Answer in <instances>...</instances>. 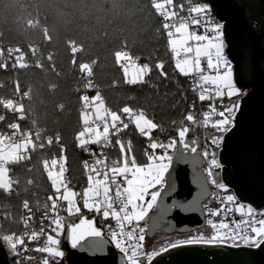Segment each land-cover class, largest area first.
Here are the masks:
<instances>
[{
	"label": "trees",
	"instance_id": "trees-1",
	"mask_svg": "<svg viewBox=\"0 0 264 264\" xmlns=\"http://www.w3.org/2000/svg\"><path fill=\"white\" fill-rule=\"evenodd\" d=\"M192 1L207 4L205 0ZM158 2L0 0V40L25 49L16 71L0 73V129L17 123L19 136L33 139L29 160L16 164L9 174L13 193L6 195L0 187V216L12 217L0 225L2 242L7 233L18 228L24 204L37 207L53 193L44 162L58 154L60 147L65 150L67 175L77 183L76 189H81L77 178L84 158L78 146L84 126V88L79 76L82 65L93 72L91 94L100 92L117 117L125 120L126 110L145 116L160 126L152 132L154 140L166 143L176 136L179 122L192 111V92L186 77L174 65L170 28L156 7ZM72 43L81 50L72 52ZM31 45H38L39 50L29 53ZM122 50L147 68L143 82L126 80L121 70ZM2 98L13 105L4 107ZM133 128L134 145L126 150L143 164L146 139L130 124L129 130ZM198 134L194 131L191 137ZM61 204V214L66 216L67 204ZM96 220L101 228L100 219ZM162 236L164 241L183 237ZM8 257L9 264H34L24 257L9 253Z\"/></svg>",
	"mask_w": 264,
	"mask_h": 264
},
{
	"label": "snow or ice",
	"instance_id": "snow-or-ice-1",
	"mask_svg": "<svg viewBox=\"0 0 264 264\" xmlns=\"http://www.w3.org/2000/svg\"><path fill=\"white\" fill-rule=\"evenodd\" d=\"M210 12L207 4L190 5L183 28L178 30L176 44L177 69L181 75L193 78V90L198 93L199 101L209 102L207 110L199 118L195 111L188 112L179 122L176 136L166 143L152 139V132L160 126L150 122L142 130L151 149L145 153V163L138 164L135 158L129 161L125 155L101 183L66 201L67 216L80 218L78 223H73L64 215L57 221L55 238L49 241L45 251L47 264H59L66 256L60 247V237L65 235L71 249L93 256L106 255V246H114L120 254L119 264H151L158 255L186 246L258 249L264 245V211L238 203L234 194L219 195L220 191L227 192V187L218 179L216 170L222 165L216 149L221 148L224 136L235 127L240 100L232 98L246 93L237 87L234 64L226 54L224 23L214 22ZM225 97L229 103H224ZM196 128L205 129L203 143L199 137L189 139V133ZM209 128L213 132L209 133ZM175 162L192 166L193 182L200 191L188 203L173 200L165 206L162 194L171 195L176 191L170 172ZM209 185L217 192H211ZM206 196L218 200L221 206L211 208L201 204ZM81 203L84 210L101 217L100 223L106 232L96 226L95 219L82 213ZM174 209L206 213L209 218L204 225L192 229L186 238L169 240L158 249L146 252L148 220L154 219L149 213L158 210L162 220L165 212ZM204 228L210 231L206 233Z\"/></svg>",
	"mask_w": 264,
	"mask_h": 264
},
{
	"label": "water",
	"instance_id": "water-1",
	"mask_svg": "<svg viewBox=\"0 0 264 264\" xmlns=\"http://www.w3.org/2000/svg\"><path fill=\"white\" fill-rule=\"evenodd\" d=\"M214 16L225 22L226 54L234 64L237 87L247 90L240 99L235 127L224 136L220 149L223 183L238 199L256 209L264 208V0H208ZM189 133V139L191 137ZM176 191L163 195L165 206L173 200L188 203L200 191L193 182V169L188 163L175 162L170 169ZM211 191V186L209 185ZM208 196L201 199V204ZM89 219L94 216L84 214ZM148 220L147 239L157 235L188 234L205 224L200 212L174 209L159 219L153 210ZM80 218V217H79ZM79 218L73 223H78ZM170 225L174 227H170ZM96 226L97 220H96ZM107 239L105 236L102 237ZM66 256L63 264H119V253L112 245L106 255H89L71 249L63 237ZM0 264H9L6 248L0 240ZM151 264H264V245L258 249L213 246H186L158 255Z\"/></svg>",
	"mask_w": 264,
	"mask_h": 264
},
{
	"label": "built area",
	"instance_id": "built-area-1",
	"mask_svg": "<svg viewBox=\"0 0 264 264\" xmlns=\"http://www.w3.org/2000/svg\"><path fill=\"white\" fill-rule=\"evenodd\" d=\"M205 1H207V5H209L208 0ZM159 2L163 3L159 8L160 14L167 22L171 33H173L175 28L178 26L184 25L187 16V9L190 5L204 4L202 2L193 3L192 0H159ZM210 16L214 22H223L225 28V22L219 21L214 16L212 10L210 12ZM30 24L33 25L32 22H30ZM43 30L46 31V28ZM38 50V45H31L27 49V51L32 54L36 53ZM71 50L72 52L76 53L80 51L81 48L72 43ZM24 51L25 49L20 46L9 45L0 40V73L6 69L16 71L18 66L22 63ZM120 58L121 70L124 73L128 72L134 64H140L135 61L130 53L126 50H122L120 52ZM79 76L84 88V94L82 97L84 112L91 114L90 119L84 123L83 129L78 136V146L84 155V158L80 163L81 175L77 178L81 185V189L78 191L84 192L89 190L90 186L95 187L96 184L101 183L104 178L112 172L113 168L123 160V149L133 147L134 138L132 133L134 132V128L130 131V124H133L135 127L137 135L146 139V152H150L151 149L147 147L149 143L148 138L144 137L142 131L138 130L134 124L135 114H133V112L129 111V113H126V119L123 120L121 117H117L113 113L112 109L105 103L100 92H96L94 95L91 94L94 88L92 70L88 66L82 65L80 67ZM186 79L190 84L192 92V101L189 107L192 111H195L197 117L199 118L200 114L207 110V105L209 102L199 101L198 93L193 90V78L189 76L186 77ZM0 87H2L1 83ZM1 102L4 107H11L13 105L5 98H2ZM219 103L220 102L217 101L218 107ZM224 103H229L227 97H225ZM0 123H2V119H0ZM18 131L19 126L17 123H10L6 129H0V151L3 149L7 150L14 144H21L22 142L29 143L26 151H19V156L16 160L7 162L8 176L13 172V167L16 164L24 163L29 160V149L33 146L32 137H20ZM207 131L209 133L213 132V130L210 128L207 129ZM204 132L205 129L198 128V137L202 143L204 140ZM59 149L60 152L58 154L44 162V167L47 162L57 159L59 164L56 166L55 170L59 175L63 172L62 176L60 177L63 187L77 190V183L67 175L65 150L63 147H60ZM220 149L221 148L216 149V151L218 153V160L222 165L220 161ZM203 167H206V165ZM222 169L223 165L221 169L216 170L219 173L218 179L221 182H223ZM9 182L10 186L3 188L6 195H11L13 193V180L11 182L10 177ZM211 192H217V190L211 186ZM228 194H234L231 193V190L228 187L227 192H219L220 196H225ZM51 196H54V200L51 199ZM63 202L64 201L62 200L55 199V194L53 191V193L46 195L37 207H33L28 204H24L22 206L21 215L17 222L18 228L7 233L4 238L12 248V255L16 257L27 258L33 261L34 264H47L48 258L45 255V251L48 248L49 241L55 238L54 235L57 232V221L63 217L61 214L63 209L61 203ZM237 202L250 205L249 203L243 202L238 198ZM202 204H207L208 207L211 208H219L221 206L218 200L209 196ZM256 210L264 211V208ZM89 215L101 220V217L95 213ZM207 218L209 217L205 213V221ZM7 219L12 220V217L1 215L0 225ZM215 219L218 220L219 217H216ZM236 219H239V216H236ZM106 223L114 224L112 221H107ZM101 228L106 232V230L103 229V225ZM203 230L207 233L210 231V228H204ZM191 234L192 232L183 234V237L178 239H184ZM63 237L64 236L60 237L61 244L63 243ZM105 237L108 238L107 236ZM167 242L168 241H165V243ZM2 243L6 248L4 241ZM144 245L146 252L152 250L148 246L147 237L145 239ZM113 248L115 249L114 246ZM115 250L118 252L117 249ZM7 253H9L8 250Z\"/></svg>",
	"mask_w": 264,
	"mask_h": 264
},
{
	"label": "rangeland",
	"instance_id": "rangeland-1",
	"mask_svg": "<svg viewBox=\"0 0 264 264\" xmlns=\"http://www.w3.org/2000/svg\"><path fill=\"white\" fill-rule=\"evenodd\" d=\"M162 4L163 3L159 2L156 4V7L159 9ZM182 28H183V25H180L177 28H175L173 33H171V32L169 33V43H170V46L172 49L174 65H175L176 69H177V58H176L177 33H178V30H182ZM146 73H147V68H145L141 64H134L129 69V71L125 73V78L128 82H130L132 84H137V83L143 82ZM243 90H245V89H243ZM243 93H244V91H243ZM242 97L233 98V100H237V99L240 100ZM125 113H129V110H126ZM90 117H91L90 113L84 112V114L82 116V121L85 123L90 119ZM150 122L151 121L148 118H146L145 116H142V115H135V117H134V124H135L136 128L138 130H141V131L145 127H147ZM195 131L197 132L198 128H196ZM28 146H29V143L22 142L21 144L12 145L7 150L3 149L0 151V187L1 188H7L10 186L7 162L16 160L19 156V151L20 150L26 151ZM122 151H123V159H124L125 155L127 156V158L129 156V158H128L129 161H131L132 158H135V156L133 154H131V153L128 154V151L126 149H123ZM135 160H136V158H135ZM58 164H59V162L57 161V159H53V160H51L45 164L47 176H48L49 181L52 184V188H53V191L55 194V199L62 200L66 203V201L73 199L75 196H81L83 193L88 191L87 190L84 192H80L78 190H72V189H68V188L63 187L62 181L60 179L63 172L59 175L55 170V168ZM231 193H233L232 190H231ZM51 199L54 200V196H51ZM80 206L82 209V213H86L88 215L93 214V213L87 212V210H84L82 208V203ZM150 214H151V212L149 213V215ZM78 218H79V216L69 217L66 215L67 220L75 221ZM141 223L143 224L144 222H141ZM4 243L6 244V248L9 252V254L11 255L12 254V248H11L10 244L5 239H4ZM164 243H165V241H164V238L162 235H157L154 238H151L148 240V246L151 249H153V248L158 249ZM60 247H61V245H60ZM61 249L64 251L63 247H61ZM63 259L64 258H62L60 260L59 264H63Z\"/></svg>",
	"mask_w": 264,
	"mask_h": 264
},
{
	"label": "flooded vegetation",
	"instance_id": "flooded-vegetation-1",
	"mask_svg": "<svg viewBox=\"0 0 264 264\" xmlns=\"http://www.w3.org/2000/svg\"><path fill=\"white\" fill-rule=\"evenodd\" d=\"M240 90H241V92H243V91H244V93H246V92H247V90L245 91V90H243V88H240ZM233 98H235V97H233Z\"/></svg>",
	"mask_w": 264,
	"mask_h": 264
}]
</instances>
